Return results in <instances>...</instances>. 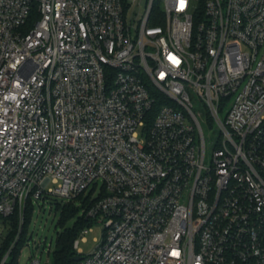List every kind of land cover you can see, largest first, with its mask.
I'll use <instances>...</instances> for the list:
<instances>
[{
    "label": "built area",
    "instance_id": "1",
    "mask_svg": "<svg viewBox=\"0 0 264 264\" xmlns=\"http://www.w3.org/2000/svg\"><path fill=\"white\" fill-rule=\"evenodd\" d=\"M98 181L74 264H264V0H0V246Z\"/></svg>",
    "mask_w": 264,
    "mask_h": 264
},
{
    "label": "rangeland",
    "instance_id": "2",
    "mask_svg": "<svg viewBox=\"0 0 264 264\" xmlns=\"http://www.w3.org/2000/svg\"><path fill=\"white\" fill-rule=\"evenodd\" d=\"M158 3L160 4L161 11L162 2L158 1ZM142 6L143 2L140 8H136L137 11H141ZM190 97L192 101V111L194 112L202 130L206 146V153L208 154L211 150L213 142L217 140L219 129L215 122H211L208 119L207 110L200 97L195 93H191ZM220 114L223 115L224 111H222ZM94 184L95 183H91L88 186L84 192V196L89 194L90 199L98 197L102 183L98 181L95 186H93ZM79 203V201L76 202L77 205ZM81 213L82 210L79 212V214ZM58 217L59 215L50 208V205L47 201L42 202L40 200L38 203H34V210L31 213L30 221L27 227V241L29 245H25L19 253L20 264L26 263L31 254L40 258L41 264L51 262V254L47 253L46 251L48 245H50L51 251L53 250L55 246L56 232L61 230V227L57 224ZM74 221L75 217L70 218L65 226L70 227ZM90 228L91 229L88 231V233L84 235L85 239L80 240L78 244V248H80L83 253H88L93 248L95 245L94 238L99 240L102 236V225L100 223L95 222L92 224V226H90Z\"/></svg>",
    "mask_w": 264,
    "mask_h": 264
},
{
    "label": "trees",
    "instance_id": "3",
    "mask_svg": "<svg viewBox=\"0 0 264 264\" xmlns=\"http://www.w3.org/2000/svg\"><path fill=\"white\" fill-rule=\"evenodd\" d=\"M97 198L98 197L90 199L89 194L84 196V192H81L76 197L66 202L56 197L42 198L41 201H47L50 208L59 215L57 224L61 227V230L56 232L55 246L50 253L51 262L47 264L75 263L73 257L77 255L73 248V241L79 236L80 231L84 227H90L96 222L95 219L85 217V215L82 213L79 214V212L81 210H85L87 206H89V204ZM78 201L80 203L77 205L76 202ZM33 210L34 203L28 199L26 201L21 220L17 210H15L7 218L3 219V222L7 224L8 228L6 236L0 246V261L5 252L9 249L10 245L13 243L16 235H18V239L11 248V252L4 264H17L19 251L28 239L27 227ZM72 217H75V221L70 227H66L65 225L67 221Z\"/></svg>",
    "mask_w": 264,
    "mask_h": 264
},
{
    "label": "water",
    "instance_id": "4",
    "mask_svg": "<svg viewBox=\"0 0 264 264\" xmlns=\"http://www.w3.org/2000/svg\"><path fill=\"white\" fill-rule=\"evenodd\" d=\"M81 257L80 256H75V257H73V260L74 261H77V260H79Z\"/></svg>",
    "mask_w": 264,
    "mask_h": 264
}]
</instances>
